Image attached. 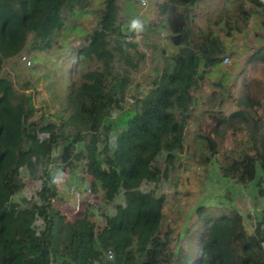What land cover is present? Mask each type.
I'll return each instance as SVG.
<instances>
[{
    "label": "trees",
    "instance_id": "obj_1",
    "mask_svg": "<svg viewBox=\"0 0 264 264\" xmlns=\"http://www.w3.org/2000/svg\"><path fill=\"white\" fill-rule=\"evenodd\" d=\"M199 1L158 5L175 51L164 56L162 49L146 92L131 96L133 73L145 55L120 38L115 0H102L86 34L70 20L88 0H0V264H264L259 224L248 231L237 211L200 205L191 223L172 236L165 196L156 193L158 158L170 164L183 148L191 90L227 57L213 30L193 28L191 9ZM235 13L220 18L227 34L256 14L264 36V0H236ZM73 34H83L82 43H67ZM38 52L46 53L45 65L51 63L68 87L70 112L63 109L58 120L44 114L33 119V93L26 92L32 84L10 75L21 59L34 61ZM239 100L228 113L210 114L215 125L199 134V161L206 165L219 156L221 176L249 184L257 166L264 175V121L256 110L242 108L260 104L258 97ZM232 117L244 123L239 135L248 141L224 148L215 138L216 123ZM111 133L114 144H103V155H97L100 135L107 141ZM81 156L107 200L122 190L123 202L98 223L86 210L67 219L54 199V178ZM21 169L29 183L40 182L36 199L13 200L25 186ZM143 181L151 185L147 190L139 188ZM262 181L256 179L260 195Z\"/></svg>",
    "mask_w": 264,
    "mask_h": 264
},
{
    "label": "rangeland",
    "instance_id": "obj_2",
    "mask_svg": "<svg viewBox=\"0 0 264 264\" xmlns=\"http://www.w3.org/2000/svg\"><path fill=\"white\" fill-rule=\"evenodd\" d=\"M161 1L115 0L119 7L117 26L120 38L126 42H135L145 55L144 64L139 71L133 73L134 81L127 95L145 93L159 63L162 49L164 56L175 51L168 33L159 22L158 5ZM101 2L102 0H88L82 14L72 18L70 24L79 25L85 34L88 33L95 25L97 19L95 11ZM235 2L236 0H201L191 9L193 28L213 30L223 44L228 59L227 61L223 59L219 67L214 69L210 67V72L191 90L192 105L188 111L182 150L170 164L165 163L163 157L157 160L162 176L155 185L156 193L165 196L163 211L172 236L179 234L191 223L195 208L200 205L223 206L237 211L248 231L256 224L264 229V194L260 195L256 187V179L261 176L264 189V175L259 167H256L255 180L246 184L220 175L219 156H214L206 165L199 161V150L204 141L199 134L208 132L215 125L211 113L218 109L228 113L229 109L235 108V103L239 99V102L243 103L247 96L258 97L260 104L241 106L247 111L256 110L264 121V36L259 35L262 33L260 18L252 14L246 25L234 23L235 28L227 34V27L220 22V18L229 15L233 19L236 16ZM137 19L142 23L141 31L131 27L132 21ZM82 35H70L67 43H82ZM35 55L34 61H30L29 57L21 59L16 69H9L10 75L12 74V79L20 84H24L25 81L32 84L33 90L27 89L26 92L33 93L32 102L35 109L33 119L44 114L58 120L63 109L70 112L67 102L68 87L58 78L59 72L51 63L45 65L46 53L38 52ZM48 68L53 69L52 74L48 73ZM4 69L8 70L7 65ZM64 76L68 74L65 73ZM131 96L127 98V103L132 102ZM242 127L244 123L237 117L216 123L215 138L224 148L233 146L239 139L246 145L248 137L245 134L239 135ZM114 142L113 133L109 135L107 141L100 135L97 155H103V144L112 146ZM78 149L82 154L83 149ZM61 173L60 181L54 183V199L59 203L58 207L67 219H74L78 213L86 210L92 221L98 223L104 217L112 216L116 205L123 202L122 190L112 200L105 198L99 183L92 181L87 173L82 156L74 160L72 167L63 169ZM20 176L25 186L13 196V200L20 202L22 198L36 199L40 182L29 183L24 169H21ZM149 186L151 185L143 181L139 188L147 190ZM73 188H77L79 195L72 193ZM35 225L39 227V221H36Z\"/></svg>",
    "mask_w": 264,
    "mask_h": 264
},
{
    "label": "clouds",
    "instance_id": "obj_3",
    "mask_svg": "<svg viewBox=\"0 0 264 264\" xmlns=\"http://www.w3.org/2000/svg\"><path fill=\"white\" fill-rule=\"evenodd\" d=\"M131 27H132V29H134L136 31H141L143 26H142V23L137 19V20H133L132 21ZM61 176H62V173L61 174H58L54 178L53 182L54 183H58L60 181V179H61Z\"/></svg>",
    "mask_w": 264,
    "mask_h": 264
},
{
    "label": "built area",
    "instance_id": "obj_4",
    "mask_svg": "<svg viewBox=\"0 0 264 264\" xmlns=\"http://www.w3.org/2000/svg\"><path fill=\"white\" fill-rule=\"evenodd\" d=\"M224 59L227 61L228 58L225 57ZM242 182L245 183L243 180H242ZM88 191H89V190H88ZM77 192H78V191H77V188H73L72 193L75 194V193H77ZM75 195H76V194H75ZM77 195H79V194L77 193ZM261 246H262L263 249H264V242H261ZM108 255H109V257H110V253H109Z\"/></svg>",
    "mask_w": 264,
    "mask_h": 264
},
{
    "label": "crops",
    "instance_id": "obj_5",
    "mask_svg": "<svg viewBox=\"0 0 264 264\" xmlns=\"http://www.w3.org/2000/svg\"><path fill=\"white\" fill-rule=\"evenodd\" d=\"M254 62V60H252ZM252 63V62H251Z\"/></svg>",
    "mask_w": 264,
    "mask_h": 264
}]
</instances>
